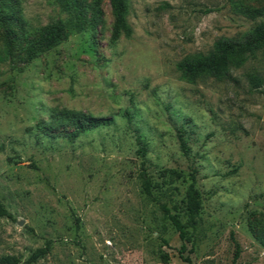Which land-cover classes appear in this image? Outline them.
Wrapping results in <instances>:
<instances>
[{"label":"rangeland","instance_id":"374dc122","mask_svg":"<svg viewBox=\"0 0 264 264\" xmlns=\"http://www.w3.org/2000/svg\"><path fill=\"white\" fill-rule=\"evenodd\" d=\"M82 1L89 16L100 10L97 28L28 60L29 42L68 16L55 0H0L19 34L0 55V203L11 214L0 258L188 264L166 206L193 264H264V48L221 79L176 67L243 40L264 23V0H126L131 35L116 41L109 0ZM67 114L111 123L69 138Z\"/></svg>","mask_w":264,"mask_h":264},{"label":"trees","instance_id":"16d2710c","mask_svg":"<svg viewBox=\"0 0 264 264\" xmlns=\"http://www.w3.org/2000/svg\"><path fill=\"white\" fill-rule=\"evenodd\" d=\"M61 9L66 12L68 19L60 20L57 23L48 26L43 30L39 37L31 40L26 47L25 54L28 60L37 59L41 54L52 50L61 41L67 39L71 33H80L86 30L94 31L97 28L101 12L95 5L93 12L89 16L85 10L82 0H55ZM111 10L114 15V28L112 40L116 41L122 34L126 37L131 35V28L127 23L126 0H109ZM252 16H260V11L248 12ZM12 17L0 14V28L3 35V49L0 55L4 58L12 56L19 34L11 26ZM264 48V23L254 27L243 40L224 39L217 44L215 52L207 55H200L195 59H184L177 63V70L189 81H195L201 76H210L221 79L228 75L230 67H240L245 61L247 55L252 54L256 50ZM255 81H259L255 78ZM129 119V114H125ZM64 118L75 124V130L66 136L75 138L88 130L96 129L103 125H109L110 119L98 120L92 117H77L76 115H66ZM146 183V188H148ZM188 199L190 202L188 217L193 222L200 210L199 194L194 186V181L188 189ZM163 212L169 217L171 223L179 233L182 245L179 249L180 257L184 262L193 264L190 258L184 257L187 250V237L185 225L176 216L170 214L166 206H162ZM0 217L11 218V214L0 203ZM49 251V244L45 247L35 250L27 260V263H34L38 259L44 257ZM165 260V258H163ZM15 257L0 258L1 264H17Z\"/></svg>","mask_w":264,"mask_h":264}]
</instances>
